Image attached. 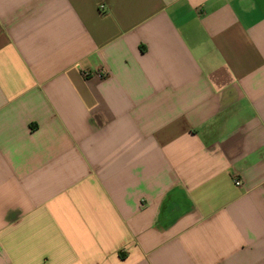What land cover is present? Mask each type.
<instances>
[{
	"label": "crops",
	"instance_id": "1",
	"mask_svg": "<svg viewBox=\"0 0 264 264\" xmlns=\"http://www.w3.org/2000/svg\"><path fill=\"white\" fill-rule=\"evenodd\" d=\"M0 264H264V0H0Z\"/></svg>",
	"mask_w": 264,
	"mask_h": 264
},
{
	"label": "built area",
	"instance_id": "2",
	"mask_svg": "<svg viewBox=\"0 0 264 264\" xmlns=\"http://www.w3.org/2000/svg\"><path fill=\"white\" fill-rule=\"evenodd\" d=\"M90 76H95V77H98L100 79H104V78H106L108 76V73L103 68H99V69H96V70H93V71H90V70L82 71V77L88 78ZM233 182H234V185H236V186H240L241 185V181L239 179H234Z\"/></svg>",
	"mask_w": 264,
	"mask_h": 264
}]
</instances>
